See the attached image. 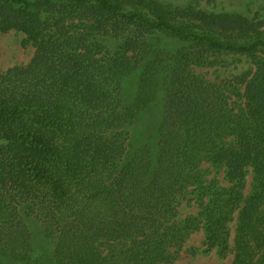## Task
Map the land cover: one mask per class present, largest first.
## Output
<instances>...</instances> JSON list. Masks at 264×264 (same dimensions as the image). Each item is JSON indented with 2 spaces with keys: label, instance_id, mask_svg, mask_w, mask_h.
Listing matches in <instances>:
<instances>
[{
  "label": "trees",
  "instance_id": "16d2710c",
  "mask_svg": "<svg viewBox=\"0 0 264 264\" xmlns=\"http://www.w3.org/2000/svg\"><path fill=\"white\" fill-rule=\"evenodd\" d=\"M263 25L158 0H0V33L34 47L0 70V264H166L196 231L264 264ZM223 55L253 67L197 72Z\"/></svg>",
  "mask_w": 264,
  "mask_h": 264
},
{
  "label": "rangeland",
  "instance_id": "374dc122",
  "mask_svg": "<svg viewBox=\"0 0 264 264\" xmlns=\"http://www.w3.org/2000/svg\"><path fill=\"white\" fill-rule=\"evenodd\" d=\"M164 3L171 9L176 8H195L206 13L217 14H240L249 18L256 17L259 20H264V0H158ZM264 28V25H263ZM262 28V29H263ZM34 54V47L26 41V37L19 31H9L0 33V70L5 71L15 66L27 65ZM253 67V62L247 57L236 55H223L219 58V63L214 67L199 68L197 72L204 75V78L209 81L219 82L220 79L230 80L233 77H240L246 74ZM231 92L232 95L240 101V94L243 91V84L236 82V88ZM238 94V95H237ZM233 97V98H234ZM155 112V111H154ZM153 119V118H151ZM150 119V120H151ZM149 127L139 126L133 135V141L137 144L149 142L151 137ZM204 175L207 180L215 179L221 185H227L224 180L223 171L217 170L206 164L202 165ZM251 175H248L244 195L250 192ZM193 194L190 195L192 197ZM198 207L194 200L190 199L188 203L182 204L178 209V218L184 219L197 214ZM235 221L231 225V238L229 246H232L234 235ZM45 244V243H44ZM41 244L35 256L40 258L43 248ZM46 246V244H45ZM233 255L227 253V256H221L215 249L209 250L205 241V236L202 231L192 233L185 241L182 249L178 253L175 261L166 264H231ZM38 260V261H39ZM40 262V263H39ZM38 264H44L42 260ZM15 264H34V260Z\"/></svg>",
  "mask_w": 264,
  "mask_h": 264
}]
</instances>
